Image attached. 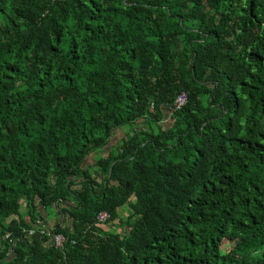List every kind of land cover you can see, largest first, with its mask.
I'll use <instances>...</instances> for the list:
<instances>
[{
    "label": "trees",
    "instance_id": "16d2710c",
    "mask_svg": "<svg viewBox=\"0 0 264 264\" xmlns=\"http://www.w3.org/2000/svg\"><path fill=\"white\" fill-rule=\"evenodd\" d=\"M0 264H264V0H0Z\"/></svg>",
    "mask_w": 264,
    "mask_h": 264
},
{
    "label": "built area",
    "instance_id": "2783aa9c",
    "mask_svg": "<svg viewBox=\"0 0 264 264\" xmlns=\"http://www.w3.org/2000/svg\"><path fill=\"white\" fill-rule=\"evenodd\" d=\"M186 103V95L184 93L179 94L175 101H174V107H172L173 110H179L184 104ZM108 218V214L106 212H100L97 215V219L99 221H105ZM65 241V237L61 234L55 235V243L56 245H63V242Z\"/></svg>",
    "mask_w": 264,
    "mask_h": 264
},
{
    "label": "rangeland",
    "instance_id": "374dc122",
    "mask_svg": "<svg viewBox=\"0 0 264 264\" xmlns=\"http://www.w3.org/2000/svg\"><path fill=\"white\" fill-rule=\"evenodd\" d=\"M120 213H121L122 215H126V212H125V211H121ZM52 218H54V217H52ZM52 218L49 219V220H52ZM111 229H112V230H116V231L120 230V229H118L117 226H116V227H112Z\"/></svg>",
    "mask_w": 264,
    "mask_h": 264
},
{
    "label": "crops",
    "instance_id": "0c3cea01",
    "mask_svg": "<svg viewBox=\"0 0 264 264\" xmlns=\"http://www.w3.org/2000/svg\"><path fill=\"white\" fill-rule=\"evenodd\" d=\"M117 133V132H116ZM119 133H120V131H119ZM115 135H117V134H115Z\"/></svg>",
    "mask_w": 264,
    "mask_h": 264
}]
</instances>
